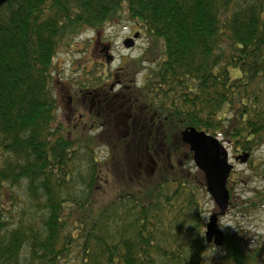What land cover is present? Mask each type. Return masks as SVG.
Returning <instances> with one entry per match:
<instances>
[{
  "label": "trees",
  "instance_id": "trees-1",
  "mask_svg": "<svg viewBox=\"0 0 264 264\" xmlns=\"http://www.w3.org/2000/svg\"><path fill=\"white\" fill-rule=\"evenodd\" d=\"M123 16L163 48L137 61L152 66L133 97L132 131L114 145L122 164L115 174L136 176L98 208L104 161L92 137L73 139L59 122L54 66L71 36ZM104 121L118 129L110 119L90 123ZM189 126L242 151L264 142V0L7 1L0 7V264H206L214 247L205 238L208 193L204 174L189 170L193 155L181 136ZM152 128L158 133L147 134ZM228 252L236 264L262 256L233 240Z\"/></svg>",
  "mask_w": 264,
  "mask_h": 264
},
{
  "label": "rangeland",
  "instance_id": "rangeland-1",
  "mask_svg": "<svg viewBox=\"0 0 264 264\" xmlns=\"http://www.w3.org/2000/svg\"><path fill=\"white\" fill-rule=\"evenodd\" d=\"M135 23V20L123 16L106 29L84 30L71 36L58 51L54 66V86L60 105L59 122L73 139L80 135L86 138L92 137L95 151L104 161L97 190L98 208H101L116 194L119 186L124 184L128 180L127 178H130L131 181L137 171L133 170L131 173L120 171L117 172L118 175L115 174V170L122 164H120L119 155L117 154L116 158L113 155V151L117 150L114 145L124 135L117 131H109L105 121L106 126L101 123L103 126L100 128H95L90 123L92 117L96 116L95 108H91V100L94 98V95L91 94H96V92L92 93L91 88L95 87L94 83L99 81H109L108 86H111L110 74L116 71L118 66H123L125 69L121 75L126 78V83L132 87L135 95L137 90L143 87L152 66L150 62H143L141 66L137 61L144 55L152 59L156 54H162V41L155 39L151 42L152 40L145 30L143 37L137 40L135 47H124L125 36H128L134 29H138ZM107 44L111 45L114 60L106 61L105 64L106 57L102 50ZM103 66H107L106 74L102 72ZM137 67L145 68L136 73ZM102 76L105 77L104 80H102ZM84 83L88 86L83 87ZM113 123L116 124L111 120V125ZM120 127L126 130L123 125ZM219 139L228 148L230 162L234 166L228 182L232 202L228 215L219 218L220 226L225 233V244L222 248L211 247L207 250L206 264H236L228 252V244L232 240L244 247L247 255L252 254L253 251H260L262 254L260 260L249 259L245 260L243 264H264V142L254 150L242 151L240 154L243 152L251 154L246 162H241L235 159V155L241 148L235 147L233 143L222 137ZM161 154L159 161H161ZM170 161V165H175L173 164L175 160L172 162V156H170ZM147 163L146 170L149 174L147 180H150L155 175L157 166L156 163ZM189 165L191 166V169L189 167L190 173H194L195 169L192 166L195 163L192 162V165L191 163ZM196 169L200 171L197 167ZM131 177L133 178L131 179ZM205 198V219L207 221L212 213L218 211V207L209 194ZM231 237H236L237 240L234 238L230 240Z\"/></svg>",
  "mask_w": 264,
  "mask_h": 264
},
{
  "label": "water",
  "instance_id": "water-1",
  "mask_svg": "<svg viewBox=\"0 0 264 264\" xmlns=\"http://www.w3.org/2000/svg\"><path fill=\"white\" fill-rule=\"evenodd\" d=\"M9 0H0V7ZM138 36L135 34L134 38ZM134 38H128L124 41L127 48L134 46ZM182 140L187 144L193 153V160L198 169L205 176L206 187L217 207L218 212L210 215L206 228V240L208 243H214L216 246L224 244V232L219 225V217L225 215L230 193L227 188L228 179L233 169L229 160V151L218 137H215L203 130L195 127H186L181 132ZM249 153L238 156L236 159L246 162Z\"/></svg>",
  "mask_w": 264,
  "mask_h": 264
},
{
  "label": "flooded vegetation",
  "instance_id": "flooded-vegetation-1",
  "mask_svg": "<svg viewBox=\"0 0 264 264\" xmlns=\"http://www.w3.org/2000/svg\"><path fill=\"white\" fill-rule=\"evenodd\" d=\"M135 25L138 26V29H134L128 36H125L124 39L133 37L136 33H139L138 39L143 37L144 34L142 26L139 23H135ZM102 51L104 52V56L106 57L105 64L106 61L110 62L112 61V58L114 59L110 44L104 45ZM102 63L104 64V62ZM106 69L107 66L102 67V72L105 74L107 73ZM124 69L125 68L123 66H118L116 71L110 74L109 79L112 80L111 86H108L110 84L109 81H99L94 83L95 87H92L91 90L92 93L96 92V94H91L94 95V98L91 100V108H95V115L97 116V118L102 120L110 119L117 122L120 130V132L119 130L117 132L123 133L124 136H127L131 133L133 128V124L131 122L133 121L136 111L135 107L137 106L135 105L137 103V100L133 99L134 91L132 90V87H130V85L126 83V78L121 75ZM104 79L105 77L102 76V80ZM148 117L149 114L146 113L145 120ZM139 119H141V117H139ZM120 125H123L126 130H123ZM146 133L149 135H153L155 133H158V131L152 128L149 132ZM241 152L242 150H238V153L235 155V157L240 155ZM227 215L228 211L226 212L225 216Z\"/></svg>",
  "mask_w": 264,
  "mask_h": 264
}]
</instances>
